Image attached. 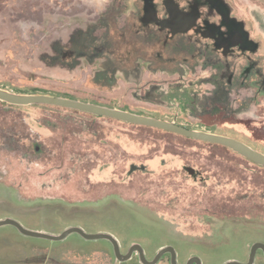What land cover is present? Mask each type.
Instances as JSON below:
<instances>
[{
  "label": "rangeland",
  "instance_id": "rangeland-1",
  "mask_svg": "<svg viewBox=\"0 0 264 264\" xmlns=\"http://www.w3.org/2000/svg\"><path fill=\"white\" fill-rule=\"evenodd\" d=\"M143 1L0 0V88L125 109L264 154V0H221L258 46L225 54L193 32L170 39L142 24ZM0 126L18 141L0 145V220L107 234L122 255L136 244L147 261L172 247L176 264H245L264 244V224L248 222L264 216L254 197L264 169L230 150L49 106L0 105ZM28 140L43 154L28 157ZM34 262L141 264L136 253L116 260L105 240L0 227V264ZM253 264H264L261 251Z\"/></svg>",
  "mask_w": 264,
  "mask_h": 264
},
{
  "label": "water",
  "instance_id": "water-1",
  "mask_svg": "<svg viewBox=\"0 0 264 264\" xmlns=\"http://www.w3.org/2000/svg\"><path fill=\"white\" fill-rule=\"evenodd\" d=\"M225 8V7H224ZM226 10V9H225ZM143 13L144 20L150 21L157 24L160 28L169 29L172 36L175 34L187 33L196 25V17L193 12H181L177 5L174 4L173 10L169 13V18L164 20H159L156 15V10L153 5V0L143 1ZM150 18H148V15ZM221 17L226 20V24L234 28V34H229L227 37L217 39L209 36H204L205 38H211L214 40V47L221 49L223 53H228L232 51L233 48L238 47L240 51L254 52L257 49V44L252 42L247 32L244 30L242 23L236 22L228 17V13L220 14ZM0 102L5 103L10 106L16 107H27V106H49L56 107L71 111H76L83 114H88L91 116L111 119L114 121L122 122L129 125L147 127L155 130H160L163 132L171 133L189 140L203 142L208 144H213L217 146L224 147L241 158L251 162L252 164L264 168V154L252 149L248 145L232 139L227 136H222L214 133H209L206 131H197L193 129L186 128L184 126L178 125L173 121H166L161 119H155L149 116L138 115L132 112L109 108L101 105H96L93 103H87L83 101L67 99L63 97L50 96V95H38V94H16L6 91L0 88ZM12 226L18 233L23 236L44 239L48 241H61L65 239L70 234H77L81 238L87 241L94 240H105L108 241L113 250V254L116 260L123 262L131 258L133 253H136L141 264H156L163 255H169V263L176 264V253L172 247H163L155 254L154 258L147 261L144 257L143 250L140 246L133 244L126 254H121L118 242L116 239L107 234H86L79 228H68L60 235H48L41 232L29 231L22 227L18 222L12 219L0 220V227ZM257 251H261L264 257V244L254 243L249 250V256L245 264H253L254 258ZM186 264H201L197 257H191L188 259ZM225 264H239L234 261L226 262Z\"/></svg>",
  "mask_w": 264,
  "mask_h": 264
},
{
  "label": "flooded vegetation",
  "instance_id": "flooded-vegetation-1",
  "mask_svg": "<svg viewBox=\"0 0 264 264\" xmlns=\"http://www.w3.org/2000/svg\"><path fill=\"white\" fill-rule=\"evenodd\" d=\"M159 3L160 4H157L155 0L153 1L156 15L159 20L169 18V13L173 10L174 4L178 6L181 12L195 13L196 17L198 16L196 25L188 32H193V34L197 36H209L218 41L227 37L228 33L234 34L235 32L233 27L223 24V22L225 24L227 22L220 14L226 13L225 9H227L228 17L233 20L235 19L231 16L229 9L224 6L221 0H160ZM147 16L150 18L149 14ZM166 31L168 32V30ZM206 40L212 43L214 41L213 39V41L210 39Z\"/></svg>",
  "mask_w": 264,
  "mask_h": 264
},
{
  "label": "trees",
  "instance_id": "trees-1",
  "mask_svg": "<svg viewBox=\"0 0 264 264\" xmlns=\"http://www.w3.org/2000/svg\"><path fill=\"white\" fill-rule=\"evenodd\" d=\"M46 94V93H45ZM58 97V96H57ZM0 105L2 107H5V109H15L17 108L16 106H10V105H7L5 103H2L0 102ZM98 105V104H97ZM102 106V105H101ZM50 108H56V107H50ZM58 109H61V108H58ZM62 110H66V109H62ZM9 111V110H8ZM67 111H71V110H67ZM71 112H74V113H79V112H76V111H71ZM85 115H88V114H85ZM91 116V115H90ZM106 119V118H105ZM106 120H110V119H106ZM122 123V122H120ZM124 124V123H123ZM129 125V124H128ZM132 127H135V128H139V129H143V130H153V131H157V132H160V133H164V134H168V135H174V134H171V133H167V132H163V131H160V130H155V129H151V128H147V127H140V126H134V125H131ZM16 132V130H13L12 127H5V126H0V145L2 146V144L4 143L5 140H7L8 138H10V140L12 141V143H15L17 140L14 139L15 135L14 133ZM17 133V132H16ZM18 135H21V134H18ZM18 139V138H17ZM185 140H189V139H186V138H183ZM29 141V140H28ZM190 141V140H189ZM193 141V140H192ZM18 142V141H17ZM30 142V141H29ZM30 146L32 147V152L30 153V155L28 157H31V156H40L43 154V149L39 147V145L36 144V142L34 141H31L30 142ZM206 145H209V146H213V147H217V148H220V149H226L224 147H221V146H217V145H213V144H208V143H204ZM29 148V147H28ZM27 149V148H25ZM228 150V149H227ZM264 169V168H263ZM262 205L261 206H264V192L263 191H260L258 194H256L254 196ZM248 198V197H247ZM243 199V198H242ZM226 219H229L230 221H232L234 224H237L235 221V216H231L229 218H227V216H225ZM238 221V220H237ZM251 224H264V216H259V215H255L253 217H251L249 219V221ZM240 223V222H238ZM35 255V254H34Z\"/></svg>",
  "mask_w": 264,
  "mask_h": 264
},
{
  "label": "crops",
  "instance_id": "crops-1",
  "mask_svg": "<svg viewBox=\"0 0 264 264\" xmlns=\"http://www.w3.org/2000/svg\"><path fill=\"white\" fill-rule=\"evenodd\" d=\"M142 10H143V7H142ZM164 20V19H163ZM144 23H149V24H154V25H157V24H155V23H153V22H150V21H145L144 20V13H143V19H142V24H144ZM158 26V25H157ZM159 27V26H158ZM160 28V27H159ZM161 30H163V31H166V30H168V32H169V38L170 39H173L175 36H177V35H187V34H189L190 32H187V33H183V34H175L174 36H172L171 35V33H170V30L169 29H165V28H160ZM202 39H210V40H212L211 38H205V37H203L202 35L200 36ZM207 41H209V40H207ZM213 41V40H212ZM213 46H214V41H213ZM214 49L215 50H221V49H217V48H215L214 47ZM233 50V49H232ZM106 107V106H105ZM110 108V107H109ZM116 109V108H115ZM120 110H124V111H127V110H125V109H120ZM143 116H145V115H143ZM32 256L34 255V254H31ZM29 257V256H28ZM25 258V257H24ZM23 258V259H24ZM27 260H28V258H26ZM25 259V260H26ZM29 261V260H28ZM35 263V262H34ZM25 264H27V263H25ZM28 264H30V263H28ZM35 264H37V263H35Z\"/></svg>",
  "mask_w": 264,
  "mask_h": 264
}]
</instances>
